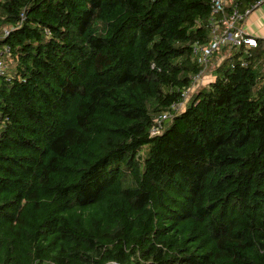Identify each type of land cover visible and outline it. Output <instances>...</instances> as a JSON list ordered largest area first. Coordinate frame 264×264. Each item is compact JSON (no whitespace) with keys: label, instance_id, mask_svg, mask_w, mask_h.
<instances>
[{"label":"trees","instance_id":"obj_1","mask_svg":"<svg viewBox=\"0 0 264 264\" xmlns=\"http://www.w3.org/2000/svg\"><path fill=\"white\" fill-rule=\"evenodd\" d=\"M209 19L210 0H0V264H264V42L171 108Z\"/></svg>","mask_w":264,"mask_h":264},{"label":"built area","instance_id":"obj_2","mask_svg":"<svg viewBox=\"0 0 264 264\" xmlns=\"http://www.w3.org/2000/svg\"><path fill=\"white\" fill-rule=\"evenodd\" d=\"M260 2L259 0L252 6L242 10L238 4H235V0H210V19L208 23V28L210 30L209 41L207 44H195L192 47L193 59L203 68L192 78V86L182 93V101L179 104L172 105V110H184V106L188 102L190 94L194 93L198 87L204 86L201 83V78L204 76L205 70L211 62L212 57L215 55L219 56L224 48H243L245 53L250 56V50L257 47V39L247 34L245 28H243V23ZM11 30L12 28L9 29L4 27L2 29L1 38L8 36ZM246 63L247 61H243L241 65L245 66ZM12 66L13 62L10 48L3 45L0 48V77L5 76L9 79ZM167 117V114H162L156 118L150 130L151 137L161 133L162 122Z\"/></svg>","mask_w":264,"mask_h":264},{"label":"crops","instance_id":"obj_3","mask_svg":"<svg viewBox=\"0 0 264 264\" xmlns=\"http://www.w3.org/2000/svg\"><path fill=\"white\" fill-rule=\"evenodd\" d=\"M260 1L244 21L243 28L248 35L264 42V0Z\"/></svg>","mask_w":264,"mask_h":264},{"label":"rangeland","instance_id":"obj_4","mask_svg":"<svg viewBox=\"0 0 264 264\" xmlns=\"http://www.w3.org/2000/svg\"><path fill=\"white\" fill-rule=\"evenodd\" d=\"M223 55L224 54L221 52V54L218 56L219 59H214L209 63L208 67L205 70L204 76L201 78V83L203 85L208 84L214 78V74H213L214 69L223 60ZM192 95H193V93L190 94V96L188 97V101H189V99H191Z\"/></svg>","mask_w":264,"mask_h":264},{"label":"water","instance_id":"obj_5","mask_svg":"<svg viewBox=\"0 0 264 264\" xmlns=\"http://www.w3.org/2000/svg\"><path fill=\"white\" fill-rule=\"evenodd\" d=\"M108 264H118V263H108Z\"/></svg>","mask_w":264,"mask_h":264}]
</instances>
